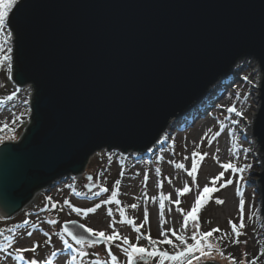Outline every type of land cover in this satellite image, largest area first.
<instances>
[{
  "label": "water",
  "instance_id": "obj_1",
  "mask_svg": "<svg viewBox=\"0 0 264 264\" xmlns=\"http://www.w3.org/2000/svg\"><path fill=\"white\" fill-rule=\"evenodd\" d=\"M17 8L13 80L31 84L34 97L24 136L0 145L3 217L81 174L100 149L149 151L242 59L262 72L254 128L264 157V0H19ZM257 176L264 216V165ZM63 227L95 239L79 221Z\"/></svg>",
  "mask_w": 264,
  "mask_h": 264
},
{
  "label": "rangeland",
  "instance_id": "obj_2",
  "mask_svg": "<svg viewBox=\"0 0 264 264\" xmlns=\"http://www.w3.org/2000/svg\"><path fill=\"white\" fill-rule=\"evenodd\" d=\"M7 32L8 29L0 33V46L3 47L0 55L6 54L9 47L13 49L14 71V42L12 43ZM10 71L8 61L0 65V121L9 123L15 131L0 133L3 136L0 145L5 141L18 140L31 120L34 88L31 84H26L20 89H14L9 79ZM227 77L232 80L228 81ZM261 81L262 72L255 59L238 61L227 76L220 77L215 82L219 84L215 90L217 97L211 103L209 98L204 100L202 97L195 103L202 106V109L195 110L194 104L173 122H169L157 142L158 145H154L155 154L150 150L144 153L109 148L96 151L89 157L83 174L57 180L38 191L35 194L37 197L14 216H0V232H7V229L26 218L37 224L38 228L27 227L17 236L15 253L22 254L26 259L22 264H30L33 260L37 264H112L108 256L109 249L117 256L116 264H126L122 250L116 247L120 241L111 244H77L62 224L78 220L94 231L111 234L115 230L121 236H128L132 242H136L137 233L126 222L129 219L137 226L143 225L141 232L150 233L153 238H159L162 229H180L183 217L177 207L190 210L198 191L209 182V177L223 170L213 159L218 156L220 163L231 160L238 166L251 165V168L243 173V181L239 184L236 183V175L230 176V172H226L223 179L232 178L233 184L212 193V199L199 214L201 231L217 227L221 229V232L213 234L210 242L217 244L219 241L216 237L221 236L222 232L229 233L219 243L224 256L214 252V259L206 261L231 264L228 258L231 254L237 264L242 260L248 264L253 258L257 259V264H264V255H260L261 249H264V217L260 212L261 203L257 192V173L263 169L264 157L254 128L260 108ZM10 96L12 99H8ZM233 107L235 112L228 111ZM21 113H24L21 117L23 122L12 125L13 114L19 116ZM13 134L15 139H10ZM170 137L174 141L172 146L168 143ZM255 139L262 158L258 155ZM193 160L197 162V168L193 176H189ZM179 164L184 167H177ZM86 173L91 176L85 178ZM71 182L75 185L70 186ZM220 183L217 182L216 187L219 188ZM185 185L190 191L180 195L179 192L183 191ZM113 192L116 193L115 199L112 198ZM78 193L82 196H78ZM47 197L52 199L48 200ZM216 198L222 199L224 203L216 204ZM241 198L245 200V228L239 237L241 243L233 244L228 221L231 219L239 224L238 204ZM177 199L180 200L178 206L173 203ZM46 205L49 206L50 213L44 215L43 207ZM96 205L100 207L97 208ZM131 205L137 207H130ZM191 230L189 226L188 234ZM71 243L73 247L70 246ZM139 243L145 245L147 242L142 239ZM33 246H36L35 252L17 251L18 248L31 249ZM2 261L10 264L12 256L6 259L0 257V263Z\"/></svg>",
  "mask_w": 264,
  "mask_h": 264
},
{
  "label": "snow or ice",
  "instance_id": "obj_3",
  "mask_svg": "<svg viewBox=\"0 0 264 264\" xmlns=\"http://www.w3.org/2000/svg\"><path fill=\"white\" fill-rule=\"evenodd\" d=\"M19 4V0H0V33L5 32L10 26H14L17 21L14 19L13 10L20 11L17 8ZM12 14V15H10ZM7 35L10 37L11 32H7ZM12 48H7V53L4 55H0V65H3L5 61H11L12 56ZM0 51H3V47L0 46ZM247 79V77H245ZM15 95V93H13ZM8 99H12V97H8ZM27 103V101H25ZM228 111L235 112L236 109L229 108ZM240 115V113H237ZM24 113H21L19 116L13 114V119L11 124L14 125L17 122L22 123L21 117ZM6 130L14 133L15 129L10 126L9 123H5L4 121H0V133H4ZM10 139H15L14 134L9 137ZM0 140H3V136H0ZM217 151H219L217 149ZM193 155H197V153H193ZM204 155H207L205 153ZM213 159L216 163L219 164L220 168L223 169L217 175L213 177H209V182L206 183L203 189L198 191L196 198L190 208V210L185 211L183 208L177 207V211L182 215L183 220L180 225V229L168 228L166 230L162 229L159 233V238H153L150 233L145 234L141 232V226H137L133 220L129 219L126 222L134 228L137 233L136 242H132L128 236H121L117 231L113 230L111 234H106L104 231H94L92 228L85 229L92 237L95 239L89 241L90 244H95L98 241H104L105 243H115L120 241V243L116 244V247L121 249L125 259L126 264H202V261H206L208 259H214L213 253H218L220 256H224L223 251L218 247L217 244L210 242V239L213 238V234L217 232H221V229L212 228L209 231H201V224L199 221V214L205 204L212 199V193L217 192L220 188H226L229 185L233 184V179H223L225 177L226 172H230V176L232 174L236 175L237 180L236 183L239 184L243 181V173L251 168V165L238 166L233 161L229 160L225 163H220V158L218 156H214ZM177 167L183 168V164L177 165ZM197 168V162L193 160L192 162V170L189 171V176H193ZM217 182H221L219 188L216 187ZM119 184V181H117ZM211 185V186H210ZM199 188V185H197ZM107 191V189H104ZM179 191V190H178ZM190 189L187 185H185L182 192H179L180 195L189 192ZM238 194L239 189H237ZM116 193L113 192L112 198L115 199ZM46 199L51 200V197H47ZM174 204L177 206L180 204V200H174ZM216 204H223L224 201L222 199L216 198ZM244 206L245 200L241 198L238 204V215H239V224L234 223L231 219L228 221L231 227V235L233 239L231 243L239 244L241 243L239 237L243 234V229L245 228L244 223ZM55 207V205H53ZM97 208L100 205H96ZM130 207H137V205H131ZM163 207V204H161ZM95 209H89V211H94ZM111 214V213H109ZM121 215H124V212H121ZM146 222V221H145ZM27 223V221H25ZM189 226H191V233L188 234ZM81 227H83L81 225ZM65 231L68 235L72 236V238L76 241L77 244L85 243V237L77 236L73 234L69 229L65 228ZM31 235V234H29ZM229 236V233H221V236L216 237L217 241H222L226 237ZM145 240L147 243L145 245H141L139 243L140 240ZM246 244L247 241H244ZM18 252H35L36 246H33L31 249L26 248H18ZM81 255H86V253H81ZM245 255H247L245 253ZM260 255H264V249H261ZM108 256L110 257L112 264H116L117 256L112 254L111 249L108 250ZM23 259V256L20 257ZM231 261V264H237L236 260L231 256L228 257ZM75 259V257H73ZM30 264H37L35 260L30 261ZM239 264H245V261H240ZM248 264H257V259L253 258Z\"/></svg>",
  "mask_w": 264,
  "mask_h": 264
},
{
  "label": "trees",
  "instance_id": "obj_4",
  "mask_svg": "<svg viewBox=\"0 0 264 264\" xmlns=\"http://www.w3.org/2000/svg\"><path fill=\"white\" fill-rule=\"evenodd\" d=\"M168 143L170 146L173 145V143H174L173 137L169 138ZM155 149H153V150L151 149L150 151L152 153H154ZM74 185H75V183H73V182L70 183V186H74ZM78 196H82V194L78 193ZM43 210H44V215L50 213V209H49L48 205L44 206ZM25 221H27V223H25ZM27 227L30 229L38 228L37 224L32 223L31 221H29V219L26 218V220H23L22 222H20V223L14 225L13 227L7 229L8 230L7 232H4V231L0 232V257L6 259L7 257L12 256L13 261L10 264H22L26 260L25 258H23V259L20 258V256L22 254L18 255L15 253V250H16L15 247H16V242H17V236H20L21 235L20 233L22 231L26 230ZM50 242H51V240H50ZM219 243H220V241H219ZM219 243H217L218 247L222 248V246ZM70 246L73 247V244L71 243ZM70 246H68V248ZM65 248H67V245L65 246ZM74 260H76V257ZM2 262L3 263H0V264H5L4 261H2Z\"/></svg>",
  "mask_w": 264,
  "mask_h": 264
},
{
  "label": "bare ground",
  "instance_id": "obj_5",
  "mask_svg": "<svg viewBox=\"0 0 264 264\" xmlns=\"http://www.w3.org/2000/svg\"><path fill=\"white\" fill-rule=\"evenodd\" d=\"M11 32V29L10 28H8V32ZM10 39L12 40V43H13V36H12V33H11V36H10ZM11 56H12V60L9 62L8 61V64H9V66H10V83H11V85H12V87L14 88V89H20L21 88V86H19L18 84H16L15 83V81L13 80V53L11 54ZM228 78V81H230V80H232V78L231 77H227ZM218 86H219V84L218 83H215V84H213L211 87H210V89H208L207 90V92L205 93V95L203 96V99L204 100H207V98H209V103H211L212 101H213V99H215L216 97H217V95H216V89L218 88ZM194 107H195V110H200V109H202V106L200 107V106H198L197 104H195L194 105ZM187 112V111H186ZM179 116V115H178ZM178 116H176V117H174L173 119H171L170 120V123L171 122H173L174 121V119L175 118H177ZM255 141H256V139H255ZM256 147H257V150H258V155H259V157L260 158H262V155H261V152L259 151V147H258V143H257V141H256ZM36 196V195H35ZM33 197V199L34 198H36V197ZM32 199V200H33ZM32 200L30 201V202H32ZM30 202H28L26 205H28Z\"/></svg>",
  "mask_w": 264,
  "mask_h": 264
}]
</instances>
